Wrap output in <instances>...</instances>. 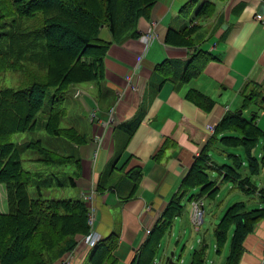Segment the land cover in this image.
I'll use <instances>...</instances> for the list:
<instances>
[{
    "label": "trees",
    "instance_id": "obj_1",
    "mask_svg": "<svg viewBox=\"0 0 264 264\" xmlns=\"http://www.w3.org/2000/svg\"><path fill=\"white\" fill-rule=\"evenodd\" d=\"M159 1L0 0V78L5 72H17L21 78L17 88H0V184L5 188L7 206L0 213V264H53L59 259L60 264L66 259L69 264L76 263L73 255L78 246L77 236L91 233L88 207L80 197H44L42 188H77L76 180L82 174L81 159L47 149L39 140L17 143L12 137L37 129V117L50 97L45 131L72 145L86 144L87 139L77 129L61 126L67 115V94L75 84L100 85L105 80L104 58L109 47L128 37H139L138 20L149 18ZM197 1L190 0L182 11L191 9ZM211 8L209 2L203 3L197 16L209 14ZM103 28L110 33V41L100 38ZM194 28L195 25L183 31L169 30L165 44L193 48L190 35ZM196 48L188 61L178 64L183 65V83L199 77L213 59L209 52ZM167 66L163 81H172V66ZM241 95L242 113L227 111L216 124L130 264H156L161 243L171 234L175 219L184 213L185 202L214 200L218 195L213 173L223 183L236 185L245 195L257 192L256 185L249 176L243 177L242 171L247 168L251 176H257L264 170V153L261 157L253 153L264 142V132L257 125V113L245 117L243 112L264 103V90L248 82ZM186 99L207 113L214 106V101L194 89L187 93ZM138 123L136 119L125 127L126 142ZM237 148L243 153L230 152ZM213 149H220L229 162L215 163L211 157ZM27 150H35L38 158L33 161L51 167V172L25 169L21 156ZM128 176L132 184L122 201L133 197L142 180V171L133 168ZM104 187L100 181L96 185L98 199L107 191ZM29 188L36 189L37 197L30 196ZM196 189L198 194L193 193ZM258 192L261 208L246 211L243 202H236L226 209L213 229L217 255L229 240V253L223 264H239L244 240L264 219V189ZM118 240L116 233L102 238L92 248L87 263L119 264L114 255ZM208 248L203 237L198 248L192 249L189 264H209Z\"/></svg>",
    "mask_w": 264,
    "mask_h": 264
},
{
    "label": "crops",
    "instance_id": "obj_2",
    "mask_svg": "<svg viewBox=\"0 0 264 264\" xmlns=\"http://www.w3.org/2000/svg\"><path fill=\"white\" fill-rule=\"evenodd\" d=\"M188 2L190 0L157 2L149 18L141 17L137 23V31L142 37L154 22L156 36L147 44L140 36L128 37L120 44L113 43L104 58L105 80L100 85L75 84L70 89L69 106H76L80 113L73 114L69 127L77 129L87 139L86 144L73 145L76 150L73 155L81 159L82 165L81 177L76 180L77 197L90 187L95 189L99 181L102 187L106 186L107 191L99 199L95 197L93 202L97 208L94 231L101 238L113 233L119 235L114 251L119 264H130L138 253L147 237L143 231L160 217L210 137L208 125L215 127L226 109L231 112L241 110V90L248 82H254L264 90V0H198L191 9L183 12ZM205 2L213 8L209 14L197 16ZM193 18L196 19L193 21L195 28L190 39L194 47L209 52L213 59L199 77L183 83V65L178 64L188 61L191 54L169 48L165 38L169 30H186ZM100 38L111 40L106 28L101 29ZM169 64L172 66V81H163L162 75ZM126 76L133 77L132 81L139 84L138 92L127 85ZM192 89L214 101L210 112L199 109L186 99ZM76 91L81 92L79 97L75 96ZM91 109L96 110L93 122L87 116ZM253 113L258 114L257 125L264 132V103L251 106L243 115L249 117ZM70 114L67 107L65 117ZM136 119L139 123L126 142L125 127ZM100 137L101 146L98 143ZM97 148L95 166L93 154ZM230 152L241 154L243 150L237 148ZM212 153L219 154L222 164L229 162L220 149H213L211 157ZM253 153L262 156L263 141ZM133 168H140L142 180L133 197L122 201L121 197L130 192L132 178L128 173ZM242 173L256 185L254 195H245L236 185L223 183L217 173H213V177L219 189L228 186V191L240 194L237 202H243L246 211L261 208L258 191L264 189V170L257 176H251L247 168ZM220 192L221 189L214 200H203L210 213L217 208L220 213L226 209L227 203L224 202L227 199L217 203ZM188 211L189 204L175 219L172 235L161 243L158 264H165L166 258L172 254L177 264L190 263V254L193 248H198V239L191 234L189 241L182 245L181 234L185 238L190 224ZM216 218L220 220L221 215L212 218L210 224ZM81 239L82 236H77L74 264H88L92 251ZM206 243L209 245L207 260L212 261L211 264H223L229 246L225 245L222 253L217 255L214 239ZM178 259L183 261L178 263ZM60 262L61 259L53 264ZM239 264H264V219L244 240Z\"/></svg>",
    "mask_w": 264,
    "mask_h": 264
},
{
    "label": "rangeland",
    "instance_id": "obj_3",
    "mask_svg": "<svg viewBox=\"0 0 264 264\" xmlns=\"http://www.w3.org/2000/svg\"><path fill=\"white\" fill-rule=\"evenodd\" d=\"M21 84V78L20 75L17 72H5L1 78H0V88H6V87H12V88H17ZM83 86H87L88 83H80ZM72 98L71 96V91L67 94L66 96V105L68 107V110L71 111V114L68 117H64L61 121V126L63 127H69L72 122V116L73 114L80 113V110L76 106H72L70 108L69 106V100ZM49 102H50V97H47L45 100V105L42 109L41 114L37 117V129L35 131L31 132H25V133H20L16 134L12 137L13 142H24V141H30V140H39L43 147L47 149H51L53 151H57L60 154L64 155H69V154H76V150L74 149V146L68 142L66 139L61 138V137H54L49 135L45 131V121H46V116L45 113L48 111L49 108ZM259 145V144H258ZM257 145V146H258ZM38 158V153L35 150H27L22 156V165L25 169L31 170V171H42L44 173H50L51 172V167H48L47 165H44L43 163L39 161H33ZM212 158L216 163L222 164L219 154L218 153H212ZM229 187L228 186H222L220 196L221 198L217 200V203L220 204L226 201L224 203H227L226 209L230 207L232 204L237 202L240 199V194L237 192L233 191H228ZM43 189V196L47 198H68V197H77L78 193L75 188L71 187H66L64 189H58V188H51L47 190L46 188ZM219 189V190H220ZM4 190V189H3ZM199 192V190H198ZM197 192V194H198ZM29 194L31 197H37L36 189L34 188H29ZM2 208L3 211H6V199H5V193L3 191L2 193ZM188 202H185V206L188 207ZM207 203L204 201V209H205V216H204V223L201 225L200 230L196 231L191 223H188V231L186 233V236L181 234V239L183 241L182 245L185 244L186 242L189 241L190 235L193 234L195 239H199L200 237L205 238L206 241H212L213 240V229L216 225V223L219 221L217 218L215 219L213 224H210L212 222V218H214L216 215H222L225 213L226 209L224 212L220 213L218 212V209H215L212 213H210V210H206ZM185 235V234H184ZM230 236H231V231H230ZM229 236V237H230ZM212 239V240H211ZM229 246V240L226 243V246ZM227 250V249H226ZM223 251V250H222ZM226 255L229 253V247L228 251H226Z\"/></svg>",
    "mask_w": 264,
    "mask_h": 264
},
{
    "label": "built area",
    "instance_id": "obj_4",
    "mask_svg": "<svg viewBox=\"0 0 264 264\" xmlns=\"http://www.w3.org/2000/svg\"><path fill=\"white\" fill-rule=\"evenodd\" d=\"M193 25H195V22L192 21V23L190 24V27H192ZM154 27H155V23L152 22L151 28L148 30V32H146L142 37L140 35L144 44H147L151 39H153L156 36ZM167 46H169V48L174 49V50H180V49L184 50L188 54H191L193 51H195L194 48H196V47H193V48L179 47V48H177V47H174L171 45H167ZM132 79H133V77L126 76L127 85L131 88V90L138 92L140 86L138 83L133 82ZM141 93H142V90H141ZM80 95H81V92L76 91L75 96L79 97ZM226 112H227V109H226ZM87 116L89 117V120L93 122L96 119V110L95 109L89 110V114ZM208 129L212 133L214 130V126L208 125ZM101 141H102V137L98 138V143L100 146H101V144H100ZM97 154H98V148L95 150V152L93 154V164L94 165H95V162L97 159ZM3 191L5 193V188L3 187V185L0 184V213L4 212L3 208H2V197H3L2 193H3ZM95 195H96L95 190L92 187L83 191L80 195V198H82V200L86 203V205L88 207V224L91 227V233L88 234L87 236H82V239H81V242L84 244V246L87 249L93 248L101 240V236L94 231V224L96 221V214H97V208L93 204L94 199L96 197ZM188 215H189L190 223L193 226V228L196 231H199L201 225L204 223V216H205V209H204L203 200L199 199V200L191 201L189 203ZM152 225H153V222H151L143 231L146 235L150 232ZM201 243H202V237H200L197 241V244H201ZM214 250H216V246H214ZM208 263L211 264L212 262L209 261ZM63 264H69V260L68 259L64 260ZM156 264H158V262H156Z\"/></svg>",
    "mask_w": 264,
    "mask_h": 264
},
{
    "label": "water",
    "instance_id": "obj_5",
    "mask_svg": "<svg viewBox=\"0 0 264 264\" xmlns=\"http://www.w3.org/2000/svg\"><path fill=\"white\" fill-rule=\"evenodd\" d=\"M262 99L264 100V97H263ZM239 113H242V111L239 110ZM165 264H177V263L173 260V254L166 258V262H165Z\"/></svg>",
    "mask_w": 264,
    "mask_h": 264
},
{
    "label": "clouds",
    "instance_id": "obj_6",
    "mask_svg": "<svg viewBox=\"0 0 264 264\" xmlns=\"http://www.w3.org/2000/svg\"><path fill=\"white\" fill-rule=\"evenodd\" d=\"M4 187V186H3ZM6 193V192H5ZM5 199H6V194H5ZM102 239V238H101ZM156 262H157V260H156ZM209 262V260H207V263ZM212 262V261H211Z\"/></svg>",
    "mask_w": 264,
    "mask_h": 264
}]
</instances>
